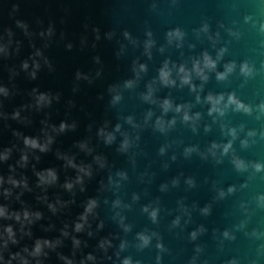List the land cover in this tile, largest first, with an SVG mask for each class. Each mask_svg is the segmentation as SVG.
I'll list each match as a JSON object with an SVG mask.
<instances>
[{"label": "water", "instance_id": "95a60500", "mask_svg": "<svg viewBox=\"0 0 264 264\" xmlns=\"http://www.w3.org/2000/svg\"><path fill=\"white\" fill-rule=\"evenodd\" d=\"M262 26L264 0H0V48L6 50L0 52V87L9 93L0 95V153L11 150L9 159L0 162V176L23 177L32 189L20 201L15 194L21 189L7 201L0 196V205L41 213L26 228L31 236L21 238L19 225L14 226L18 245L11 251L31 249L36 239H59L62 245L43 264H64L57 253L74 264L89 254L96 264H120L115 252L121 240L132 242L136 232L148 230L158 234L151 246L141 253L130 248L121 258L133 255L141 264H264V208L257 199L264 195V172L252 167L264 164V116L258 111L264 104ZM176 30L182 38L169 42L168 33ZM205 54L215 62L214 70L203 68ZM34 60L40 68L32 79ZM197 61L206 81L193 71ZM244 63L253 76L241 75ZM229 64L234 70L218 80ZM165 65L173 84L161 80ZM181 67L190 74V85L182 83ZM41 94L52 102L38 109ZM209 95L223 96L224 104L235 96L252 114L230 106L223 116L209 115ZM165 101L171 106L167 112ZM185 114L192 120L185 122ZM158 120L165 132L158 130ZM61 123L68 125L64 132L58 131ZM230 129L236 130L235 140ZM250 131L256 135L249 137ZM45 133L53 139L47 153L24 147L25 137L44 143ZM107 134L114 137L111 143ZM125 141L128 146L122 148ZM242 141L249 146L243 148ZM230 142L224 155L223 146ZM213 144L218 146L215 156L209 151ZM189 148L195 151L186 156ZM24 154L28 164L21 168ZM58 154L90 169L82 185L74 183L82 174ZM234 158L248 170L238 172ZM46 169L55 170L58 180L44 191L37 187L35 172ZM66 182L74 183L71 192L63 187ZM90 200L97 207L77 233L75 224L84 223L80 217ZM145 207L159 209L157 223L149 220ZM205 207L208 215L202 214ZM117 213L133 225L132 233L123 232ZM177 217L180 223L174 227ZM73 238L81 242L75 256ZM105 239L113 245L107 253L111 259L98 247Z\"/></svg>", "mask_w": 264, "mask_h": 264}, {"label": "clouds", "instance_id": "9594fccd", "mask_svg": "<svg viewBox=\"0 0 264 264\" xmlns=\"http://www.w3.org/2000/svg\"><path fill=\"white\" fill-rule=\"evenodd\" d=\"M23 27V25H21ZM262 31H264V26L261 28ZM49 35H51V30H49ZM43 35V34H42ZM149 35H151L149 33ZM169 36V42H171V39L175 37L176 39L182 38V34L179 30H176L175 32H170L168 33ZM152 46V42L149 41L146 43L145 47L150 48ZM71 45H69V48ZM6 50L3 48H0V52H5ZM42 54L38 51L36 53V56H41ZM45 64L48 63V61L45 59ZM34 65V70L30 73L32 79L36 78V71L39 70L40 64L37 63L35 60L33 61ZM143 69V66H141ZM216 67L215 62L207 55H204L203 58V68L208 69V70H214ZM235 65L234 64H229L225 66V72L217 74V79L218 80H225L227 78V75L230 74L234 70ZM29 68V65L27 62L23 64V69L27 71ZM180 73L183 74L182 76V83L183 84H189L191 83L190 79V74L185 71L183 67L180 68ZM193 71L195 74L200 77L202 80H207V76L204 75V71L200 66V62L197 61L193 65ZM241 75L245 77H251L253 76V68H251L247 63H244L241 65L240 68ZM160 77L162 82L165 85L173 84L174 81L169 80V72L167 71V65H165V69L161 70ZM77 78H80V74L77 73ZM195 90V89H193ZM0 95L7 97L9 95L8 90L6 88L0 87ZM118 100L119 97H116ZM147 99V97H146ZM199 99V98H197ZM52 102V99L48 95L41 94L36 97V107L43 108L50 106ZM207 102L211 105V108L209 110V115H212L213 113H218L219 115L223 116L225 114V110L232 106L234 107V110L237 112H244L245 114L251 115L252 114V109L248 106H245L242 104L239 100L235 98V96H229L227 100V104H224V97L219 96V97H213L212 95H209L207 97ZM223 104V107L221 105ZM164 111L167 112L170 109V104L165 101L164 102ZM178 112L180 111L179 108L176 109ZM258 111L262 116H264V104L259 105ZM19 113H16V115L13 117L18 118ZM260 116H257V119H260ZM196 119H199V114H197ZM192 120L191 117H189L187 114L184 115V121L189 122ZM174 124L175 121H172ZM68 125L61 123L59 126L58 131L59 132H64ZM74 127V125H73ZM157 128L161 132H165L166 129L164 127L163 121H157ZM53 132H56L57 129L53 127L52 129ZM117 131H119V126L117 127ZM104 135V133H101ZM229 135L232 136L233 140L237 138V133L235 129H230L229 130ZM256 133L250 131L248 133L249 137L255 136ZM46 140L44 143L39 142L38 139H33L29 137H25L23 139V145L26 149H30L33 151H39L40 153H47L50 150V145L53 143V139L50 135L45 133ZM114 137L111 134L106 135V143H111ZM261 139H264V134H261ZM128 144L127 141H125L124 145H122V148H127ZM241 146L243 148H247L248 142L247 141H242ZM218 146L216 144H213L209 151L212 153L213 156H215V149ZM232 144L231 142L228 143L227 145L223 146V154L226 155L229 150L231 149ZM81 150H87V146L85 144L80 145ZM195 151V149L189 148L185 150V155H190L191 152ZM164 150L161 149V154H163ZM11 155V150H5L3 153H0V162H6ZM59 159H63L66 161V166L72 169H75L78 173L82 175H77L75 184L76 185H82L83 184V176H90L91 171L88 168L85 167H78L71 158H68L66 156H60L58 154ZM35 159L38 161L39 156L35 157ZM19 163V167L24 168L28 164V155L24 154L21 156ZM232 163L235 166V169L238 172H246L248 170V164H246L243 160L239 158H234ZM252 167L255 169L257 173L264 172V164L262 163H254ZM14 171V170H13ZM35 175L38 179V184L37 187L41 188L42 190L46 191L47 188L54 186L57 183L58 177L53 169H46L43 171H37L35 172ZM74 183L72 182H66L63 187L71 192L74 188ZM175 181L173 182L175 186ZM190 186H194L193 182L189 180L187 182ZM7 185V187L5 186ZM21 189L19 194H15V190ZM166 186H161V191H165ZM31 192L32 189L29 187L27 180L25 178L21 179H15L13 176H8L7 179L4 177L0 176V196L3 197L5 201L13 198L15 194V199L17 201H20V197L23 195V192ZM81 191H83V188L81 187ZM234 191L233 188L228 189V194H231ZM225 197V193L223 191L219 192V198L223 199ZM46 200L47 198L44 197ZM134 199H137L134 197ZM258 206L261 208H264V195L259 196L258 198ZM57 203H60L57 201ZM97 207V203L95 200H90L87 203V206L85 207L84 214L80 217V220L83 221L84 223H76L75 224V231L77 233H80L84 230L85 224L87 223L88 216L92 215L94 213V209ZM114 207L119 208L120 203L117 201L114 205ZM48 208L50 211L55 213L57 211V208L53 204H48ZM143 212L148 215L149 220L155 224L157 223V217L159 214V209L158 208H149L145 207L143 209ZM210 212L209 207H205L202 210L203 215H208ZM118 223L123 230L125 234L132 233L133 232V225L125 223V218L120 215V213H117ZM41 219V213L36 211H30L27 208H23L21 210H11L7 204H2L0 205V264H43V260L47 259L49 256L50 252L55 251L59 246L62 245V241L57 239L56 241L52 242L48 239H36L34 242V246L29 249V247H23L21 250L16 251L13 253L11 251L12 247H15L18 245V239H17V231H14V226L19 225V233L20 237L23 238V236H31L30 231H26V228L30 225H32L35 221H38ZM4 222H12V223H4ZM180 219L177 217L176 220L173 221V226H179ZM103 227V225H101ZM200 232H203L204 229L201 228L199 230ZM91 235V233H89ZM62 236L67 237L68 232L64 231L62 232ZM158 234L155 232L149 233L148 230L136 232L134 236V240L130 242L127 239L121 240L119 244V250L115 252V256L117 259L120 260V264H141L140 260L134 258L133 255H126L123 258H121V253L127 252L130 248L134 249L135 252L141 253L145 249L149 248L151 246L153 238L157 237ZM224 236L226 238L229 237V233L225 232ZM191 237L193 240L196 239L197 237V232H193L191 234ZM73 246H74V251H73V256H75L76 252L75 250H78L80 247V241L77 239L72 240ZM99 249L105 254V257L107 259H111L110 256H107L108 250L113 247L112 243L110 240H101L99 243ZM157 247L163 250V246L161 244H157ZM58 258L64 262V264H74V261L72 259H68L67 257L57 253ZM86 262H91V264H96V257L94 255H87L86 260L81 259L79 264H86Z\"/></svg>", "mask_w": 264, "mask_h": 264}]
</instances>
